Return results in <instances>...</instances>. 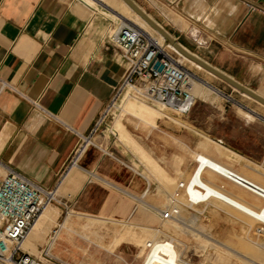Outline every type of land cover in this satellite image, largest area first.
I'll return each mask as SVG.
<instances>
[{
	"label": "crops",
	"instance_id": "crops-1",
	"mask_svg": "<svg viewBox=\"0 0 264 264\" xmlns=\"http://www.w3.org/2000/svg\"><path fill=\"white\" fill-rule=\"evenodd\" d=\"M134 1L161 25L160 15L171 36L193 54L264 95V0ZM88 2L0 0V174L10 165L56 188L55 220L68 202L77 218L98 219L95 230L116 233L110 252L133 264L121 255L134 252L126 221L141 216L138 230H154L157 218L151 222L149 207L161 195L133 150L144 117L128 110L108 115L97 136L105 150L88 146L79 166L63 175L79 133L90 130L127 70L109 40L119 25L113 16L123 15L99 0ZM247 3L258 9L250 11ZM45 227L34 240L38 250L48 235Z\"/></svg>",
	"mask_w": 264,
	"mask_h": 264
},
{
	"label": "rangeland",
	"instance_id": "rangeland-1",
	"mask_svg": "<svg viewBox=\"0 0 264 264\" xmlns=\"http://www.w3.org/2000/svg\"><path fill=\"white\" fill-rule=\"evenodd\" d=\"M109 1L114 9L128 15L119 2ZM89 4L98 6L99 3ZM114 4H119L121 8ZM113 17L118 23L121 22V18ZM156 17L166 30L170 29V25L160 15ZM170 31L173 33V30ZM177 41L182 43L180 38ZM185 47L191 53L196 52L189 46ZM184 62L199 78L210 84L197 79L198 84L193 86L197 87V91L192 87L197 102L188 114H181L154 101L127 96L118 104V110H111L112 114L119 116L128 110L144 117L140 127L141 137L135 136L133 150L140 162L146 165L148 176L156 182L152 185L158 184L161 190V195L157 193L149 207L151 222L157 218L155 226L151 225L155 229L139 231L137 223L141 216L126 221V226L131 230L126 239L131 240L133 245L130 249L134 252L130 256L121 255L125 259L130 257L133 264H141L147 252L141 243L153 241L154 238L172 241L179 256L195 264H262L259 251L264 242V223L217 198L211 197L189 206L182 192L181 201L185 204L180 205L179 216L170 220L158 217V210L167 206L177 184L180 181L186 182L191 176L197 165L196 152H207L264 186V105L208 70L198 68L186 60ZM191 78L196 79L193 76ZM101 129H104L103 125ZM136 133H139L138 129ZM146 153L154 162L146 158ZM204 179L216 186L224 185L223 189L232 190L254 206L264 204V198L260 195L214 171L205 172ZM55 219L53 211H50L30 241L35 240L46 225L44 235L51 234L60 225L51 250L58 260L66 264H103L104 260L107 264H125L115 253L110 252L114 248L109 243L116 233L95 230L98 219L89 216L77 218L69 209L59 219ZM259 229L261 232H258ZM246 230L251 234L254 247L248 244ZM238 236H242L241 239ZM45 244L46 241L39 247V252ZM90 254L94 258L92 261Z\"/></svg>",
	"mask_w": 264,
	"mask_h": 264
},
{
	"label": "built area",
	"instance_id": "built-area-1",
	"mask_svg": "<svg viewBox=\"0 0 264 264\" xmlns=\"http://www.w3.org/2000/svg\"><path fill=\"white\" fill-rule=\"evenodd\" d=\"M247 6L250 11L258 9L250 3ZM109 40L121 50L127 62V70L90 130L86 134L79 133L80 140L63 169V175L71 168L79 166V160L88 146L95 145L105 150L97 136L102 133V125L104 129L107 127L106 119L111 110H118L122 96L154 101L181 114H188L197 101L190 85V75L195 76V73L180 58L178 51L168 47L165 39L160 42L155 35L146 32L137 24L121 20L118 28L110 34ZM4 167L5 172L0 174V264H66L51 253L60 225L48 235L39 255L27 252L22 246L42 211L58 201L56 188L44 187L13 166ZM225 171L227 174L223 175L229 180L248 186L264 196L262 186L231 169L226 168ZM185 183L180 181L170 194L167 206L158 210L162 220L179 216L180 205L185 204L181 201L182 192L189 206L206 201L192 199L189 191L186 193ZM187 187L205 190L203 186L191 181ZM62 203L68 210V202ZM146 246L149 249L153 244L148 241Z\"/></svg>",
	"mask_w": 264,
	"mask_h": 264
},
{
	"label": "bare ground",
	"instance_id": "bare-ground-1",
	"mask_svg": "<svg viewBox=\"0 0 264 264\" xmlns=\"http://www.w3.org/2000/svg\"><path fill=\"white\" fill-rule=\"evenodd\" d=\"M99 1H101V3H105V4L109 5L110 7H112L108 3V2H110L109 0H99ZM112 1H114V0H112ZM116 1L119 2V4L122 5V7L125 9L124 12L125 13L127 12V14H128L126 16V15L122 14L119 10H117L119 13H121L123 15V19L122 20H128V21H131V22L137 24L140 28H142L146 32L155 35L160 42L163 41L164 36L160 32H158L157 30H155L152 26H150L124 0H115L114 2H116ZM110 3H112V2H110ZM119 4H118V6H120ZM114 5H115V7H118L116 4H114ZM120 8H121V6H120ZM115 11H116V9H115ZM167 45H168L169 48H172V49L178 51L179 54H180V58L183 61L186 60V61L190 62L192 65L197 66L198 68H204L202 65H200L198 62H196L195 60L190 58L188 55L182 53L176 46H174L170 42H167ZM182 47L187 52H190L183 45H182ZM191 54H193V53H191ZM204 69H206V68H204ZM191 76L196 78L194 80L191 78L192 79V81L190 83L191 87H193L194 85L196 86V84H198L199 81H202V82L208 84L207 81L202 80L196 74H195V76L194 75H191ZM197 79H199V81H197ZM208 85H210V84H208ZM193 88L195 90L197 87L196 88L193 87ZM196 91L197 90H195V92ZM137 106H138V104H137ZM156 108H154V109L157 111L158 109H156ZM201 150H203V149H201ZM218 151H221V150H218ZM195 158L196 159L198 158L197 165H196L195 169L193 170L191 176L189 175V179H187V181L185 183L186 184V188H187L186 193L188 194V191H189V194L191 195L192 199L207 200V199H209L211 197H214V198H217V199L223 201L224 203H227L228 205H230L232 207H235L236 209L242 211L246 215L251 216L252 218L256 219L257 221L264 223V204L260 205L259 207L254 206V205L250 204L251 202L249 203L248 201H246V199L245 200L242 199L243 197L240 198L241 196L239 197L234 192H231L232 190L223 189L221 186H216V185H214V184H212V183H210V182H208V181H206L204 179V173L207 172V171H214V172L224 176L223 173L227 174L226 171H225L226 168L235 171L234 169H232V167H228V164L225 163L226 164L225 165L224 163H222V161L220 162L218 159H215L211 155L207 154V152H198V153L196 152ZM215 169H217V170H215ZM235 172H237L238 174L243 176L245 179H247V180H249V181H251V182H253L255 184H258V185H260V186H262L264 188L263 184L261 185V184H259V182L257 183L256 181L252 180V178L250 179L249 177L245 176V174L243 175V174L239 173L237 170ZM190 181L193 182V183H197V184L203 186L205 188V190H199L198 188H195V187H193V188L187 187L189 185ZM244 187H246V188L250 189L251 191L255 192L254 190H252L248 186H244ZM186 188H185V190H186ZM255 193L260 195V197L264 198V196L262 194H260L258 192H255ZM188 196L189 195H187V197ZM50 211H52V205L47 206L42 211L40 217L35 222V224L31 228L30 232L28 233L27 237L23 241L22 246H23L24 250H26L27 252H29L31 254L40 253L38 249H35L34 240L30 241V237L33 235V233L36 230H38L40 228L45 216ZM168 220H170V219H168ZM249 227L251 228L252 226L249 225ZM245 234H246V238L248 240L249 246L254 247L253 246L254 245L253 244V240L251 238V234L249 233V231L246 230ZM241 237H239V238L241 239ZM148 241H150V240H146L145 246L147 245ZM151 242L153 244V247H151L149 249L147 248L145 259H144L142 264H186V263H184V262H182L180 260L178 249L176 248L175 244L172 241L166 240V239H161V240H153ZM263 246H264V242H263L262 248H260V251H259V256L261 257V258L260 257L259 258H260L262 264L264 263V248H263ZM141 249H143V247ZM250 250H252V248ZM256 250L258 251V248ZM252 251H255V250H252ZM251 254H252V252H251ZM220 257H222V256L220 255ZM257 258H258V256H257ZM219 260H220V258H219ZM260 260H258V261H260Z\"/></svg>",
	"mask_w": 264,
	"mask_h": 264
},
{
	"label": "water",
	"instance_id": "water-1",
	"mask_svg": "<svg viewBox=\"0 0 264 264\" xmlns=\"http://www.w3.org/2000/svg\"><path fill=\"white\" fill-rule=\"evenodd\" d=\"M139 16H141L150 26H152L155 30L160 32L164 39L167 42H170L174 46H176L182 53L188 55L190 58L198 62L208 71L216 75L217 77L221 78L222 80L226 81L233 87L237 88L241 92L246 93L247 95L251 96L258 102L264 105V96L257 93L255 90L249 88L248 86L243 85L238 80L234 79L230 75L226 74L225 72L221 71L220 69L216 68L215 66L211 65L201 57H198L190 52H187L183 47L182 44L177 41L175 38L171 36V34L160 24H158L144 9H142L134 0H124Z\"/></svg>",
	"mask_w": 264,
	"mask_h": 264
}]
</instances>
